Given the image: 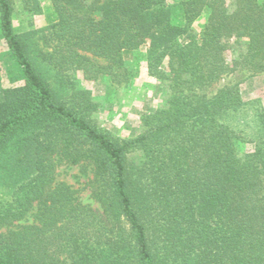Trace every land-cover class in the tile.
I'll list each match as a JSON object with an SVG mask.
<instances>
[{"label": "trees", "instance_id": "1", "mask_svg": "<svg viewBox=\"0 0 264 264\" xmlns=\"http://www.w3.org/2000/svg\"><path fill=\"white\" fill-rule=\"evenodd\" d=\"M50 1L33 40L0 0L24 80L0 98V264H264V105L216 87L264 76V0ZM143 46L167 101L117 137L77 75L126 86ZM62 165L86 174L89 202Z\"/></svg>", "mask_w": 264, "mask_h": 264}, {"label": "rangeland", "instance_id": "2", "mask_svg": "<svg viewBox=\"0 0 264 264\" xmlns=\"http://www.w3.org/2000/svg\"><path fill=\"white\" fill-rule=\"evenodd\" d=\"M14 4V27L20 35L28 34L33 40L39 35L38 30L45 28L56 19L50 0H12ZM175 1V0H169ZM40 4L39 9L35 3ZM35 11H32L34 9ZM205 22L201 19L198 30ZM201 26V27H199ZM147 46L138 51L125 53L127 66L134 72V78L126 86H117L109 77H102L95 81L85 80L82 73L77 75V85L92 93L98 104L94 113V121L100 129L108 130L114 136L121 138L134 137L143 131L142 117L150 111L160 108L167 101V92L163 84L149 76L147 68ZM234 58L229 52V63ZM0 98L5 88L23 84L22 70L14 60L0 31ZM237 83L246 102L261 100L264 105V76L250 75L247 72H235L226 75L217 88L227 84ZM251 144H242V151L252 149ZM132 158H138L133 154ZM58 181L66 182L74 189H81V198L89 202V191L86 188L87 176L78 166L62 165L58 169Z\"/></svg>", "mask_w": 264, "mask_h": 264}]
</instances>
